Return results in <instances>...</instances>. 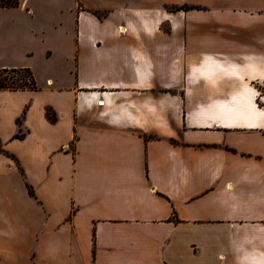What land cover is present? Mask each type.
I'll list each match as a JSON object with an SVG mask.
<instances>
[{"label":"crops","instance_id":"obj_1","mask_svg":"<svg viewBox=\"0 0 264 264\" xmlns=\"http://www.w3.org/2000/svg\"><path fill=\"white\" fill-rule=\"evenodd\" d=\"M0 23V69L36 85L0 90V264H264V0H18Z\"/></svg>","mask_w":264,"mask_h":264},{"label":"trees","instance_id":"obj_2","mask_svg":"<svg viewBox=\"0 0 264 264\" xmlns=\"http://www.w3.org/2000/svg\"><path fill=\"white\" fill-rule=\"evenodd\" d=\"M18 5V0H0V8L4 7H16ZM7 70L11 72H16L19 74V77L13 78L12 76H2V72H6ZM35 80L29 68H3L0 69V90H21V89H35ZM45 114L49 121H53L55 119V115L50 108H46ZM23 114L16 119V123L19 124ZM15 138L21 137V134H15ZM0 153L3 155L10 157L13 159V155L9 154L5 151L0 143ZM28 192L31 196H33V191L29 185H27Z\"/></svg>","mask_w":264,"mask_h":264},{"label":"rangeland","instance_id":"obj_3","mask_svg":"<svg viewBox=\"0 0 264 264\" xmlns=\"http://www.w3.org/2000/svg\"><path fill=\"white\" fill-rule=\"evenodd\" d=\"M4 33H5V28L0 23V36H2ZM40 68H42V65H40ZM45 73H46V71H44V69H42V71L37 74L38 79L39 78H44L43 76H44ZM1 74H2V76H7V77H9V76H12L13 78L19 77V74L18 73L11 72L9 70H7L6 72H2Z\"/></svg>","mask_w":264,"mask_h":264}]
</instances>
